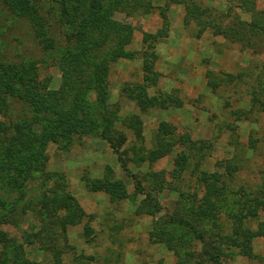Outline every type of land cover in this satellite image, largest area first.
<instances>
[{
    "label": "rangeland",
    "instance_id": "rangeland-1",
    "mask_svg": "<svg viewBox=\"0 0 264 264\" xmlns=\"http://www.w3.org/2000/svg\"><path fill=\"white\" fill-rule=\"evenodd\" d=\"M152 1L154 9L148 14L115 15L118 20L133 25L134 39L127 48L137 52L133 59L112 63L108 74L107 103L117 116L115 125L127 137L120 151L123 163L99 131L78 134L68 148L51 142L46 148L48 163L44 173H36L27 183L26 197H35L42 193L43 187L54 185V179L44 174L60 173L64 176L60 193L70 194L79 206L75 210L77 222L69 223L65 231L60 222L49 223L58 226L62 233L57 237L58 248L63 249L61 264H175L178 261L175 251L165 241L152 239L150 233L155 222L169 224L165 222L176 216L182 198L185 203L194 200L195 192L198 197L202 196L197 165L203 170L224 172L223 162L231 159L239 167L234 176L228 178V186L233 190L243 187L255 191L264 180V35L255 39L256 45L249 48L219 34L214 27L249 21L254 12L264 16V0H183L207 10L205 20L214 22L205 30L196 19H186L184 3L171 2L166 10L169 0ZM41 4H44L41 15L55 47L40 42L35 24L13 13L0 0V56L10 61H35L42 79L49 80L51 89L60 90L63 82L60 50L75 48L76 42L61 25L58 0H44ZM162 10L167 13L168 31L154 43L155 69L161 75L148 91L151 95L173 94L183 104L142 110L133 95L137 92L136 85L144 79L143 53L147 44L143 39L146 32L156 33L164 27ZM208 72L212 75L208 76ZM209 79L217 80L219 85L212 88ZM86 101L90 117L100 118L97 92L89 91ZM34 115L27 102L11 97L9 110L1 117L7 124L31 120L33 128L41 131L42 124L36 122ZM134 116L142 121L143 140L135 136L136 126L131 125ZM163 122L174 126L175 135L189 133L195 141H204V149L208 151L205 157L201 149L190 151L188 167L179 175H174V168L181 148L175 147L154 162L137 163L135 160L134 147L143 154L144 149L138 151L142 143L146 150L153 148ZM108 169H111L112 178L124 182L128 198L112 203L106 192L87 188V178L101 179ZM158 171L164 173V186L152 192L157 193L160 208L155 215L139 214L137 210L145 195L139 191L138 182L152 189L153 184L145 176ZM16 195V190L0 184V197L12 201ZM64 213L65 210L61 214ZM15 218L16 222H0V232H6L18 243L24 242L27 234L42 231L34 243H24L22 256L30 261L23 264L55 263V257L45 247L51 241L49 233L42 229L45 225L42 215L28 208L26 211L19 209ZM260 219L264 220V212ZM252 221V227H256V221ZM217 223L202 222L197 225L198 233H191L185 241L179 229L181 234H177L182 243L192 251L191 264H264V237L253 240L254 252L262 257L250 258L227 243L228 236L234 233L232 219L221 213ZM220 245L224 246V251L217 249ZM14 259L11 246L1 243L0 264H14Z\"/></svg>",
    "mask_w": 264,
    "mask_h": 264
},
{
    "label": "trees",
    "instance_id": "trees-1",
    "mask_svg": "<svg viewBox=\"0 0 264 264\" xmlns=\"http://www.w3.org/2000/svg\"><path fill=\"white\" fill-rule=\"evenodd\" d=\"M13 13L30 19L36 27L37 37L40 42L49 47H55L45 27L41 15L44 0H3ZM47 1V0H46ZM184 3L186 5V19L194 18L205 30L212 19L205 20L206 9L198 4L185 3L183 0H169L170 3ZM46 3V2H45ZM61 25L68 29L69 37L75 38V48L60 50V65L63 82L60 90L51 89L49 80L42 79L39 66L32 60L10 61L0 56V184L10 190H16V198L8 201L0 197V222H16V213L31 208L43 217V231L49 233L50 244L45 247L51 251L56 259L53 264H61L62 248L59 249L58 236H62L58 226H50L52 223L61 224L62 230H66L69 223H76L77 210L79 208L75 198L70 194H61L64 176L60 173H46L48 179H54V185L43 187L42 193L35 197L27 198V183L36 176V173H44L48 155L47 146L53 142L64 148L72 145L76 135L92 134L99 131L100 136L108 142L110 147L117 152L122 163L121 149L127 140L126 135L116 125L117 116L109 109L107 99L109 95L108 74L112 63L120 59H133L137 52L127 48L134 39V27L128 21L118 20L117 13H125L132 16L136 13L148 14L154 9L152 0H58ZM254 8V6H253ZM252 10V7L249 8ZM164 27L156 33L146 32L144 35V79L143 83L136 85L137 92L133 95L142 110L149 107L181 106L182 100L173 94L159 93L149 94V87L154 86L161 75L155 69L157 59L154 52L155 39L164 36L168 31L167 13L162 10ZM254 12L249 21H240L238 24L214 25L216 32L233 41H239L243 46L252 48L256 45L255 39L264 35V16ZM211 17V16H209ZM71 35V36H70ZM150 48L152 49L150 51ZM211 76V72L207 73ZM209 85L216 88L219 82L209 79ZM96 91L99 98V117H90L86 109L89 91ZM82 94L85 97H82ZM82 98H81V97ZM16 97L29 104L35 113L34 119L42 124V130L36 131L32 121L18 120L15 124H7L1 115L9 110L10 98ZM97 118L99 120H97ZM132 127H135V136L143 140L142 121L134 116ZM100 128L97 130L96 128ZM96 129V130H95ZM204 141H195L189 133L175 135L174 126L163 122L156 135V143L153 148L146 150L144 143L138 147L145 154L137 152L134 147L136 162H154L173 151L175 147L181 151L175 158L174 175L188 167L190 151L201 149L203 157L207 154L204 149ZM133 146H136L135 143ZM127 149V148H126ZM124 149V150H126ZM124 167H126L124 163ZM224 172L219 170L208 171L199 169L197 181L203 191L198 197L193 194L194 200L180 202L182 212L177 210L176 216H172L167 225L155 222L154 230L150 233L152 239L165 241L168 247L178 255L175 264H191L192 251L187 248L181 237L177 234L182 231L185 239L192 233H198L197 225L202 222L217 221L222 213L231 218L234 225V233L228 236L227 243L236 247L243 255L262 257L253 249V240L264 237V220L260 219L264 212V180L258 189L249 191L243 187L235 190L228 186V178L234 176L238 165L231 159L223 162ZM126 170H128L126 168ZM130 172V170H128ZM163 171L149 172L145 179L153 184L152 189H146L139 180V191L145 195V199L138 207L137 212L155 215L160 208L157 193L164 186ZM164 174V173H163ZM62 176V177H60ZM87 188L91 191H104L109 195L112 203L129 197V192L120 179L111 176V169L101 179H86ZM47 186V185H46ZM41 192V191H40ZM39 192V193H40ZM38 193V194H39ZM197 194V195H196ZM65 210L64 214H61ZM184 212V213H183ZM12 213V214H11ZM252 220L257 225L252 227ZM161 222V221H160ZM50 223V224H49ZM180 229V230H179ZM181 234V233H180ZM220 234V233H219ZM42 235L41 232L29 233L24 242L12 239L6 232H0V244H9L14 251V264L28 263L23 258L24 243H34L35 239ZM64 237V236H63ZM188 243V242H187ZM224 246L217 249L224 251ZM216 249V248H215Z\"/></svg>",
    "mask_w": 264,
    "mask_h": 264
}]
</instances>
